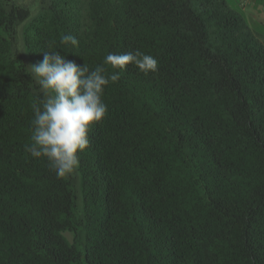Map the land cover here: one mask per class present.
Listing matches in <instances>:
<instances>
[{
	"label": "trees",
	"instance_id": "1",
	"mask_svg": "<svg viewBox=\"0 0 264 264\" xmlns=\"http://www.w3.org/2000/svg\"><path fill=\"white\" fill-rule=\"evenodd\" d=\"M137 49L158 71L104 63ZM49 50L120 75L64 178L25 151L42 99L26 72ZM0 264H264V42L242 11L0 0Z\"/></svg>",
	"mask_w": 264,
	"mask_h": 264
},
{
	"label": "clouds",
	"instance_id": "2",
	"mask_svg": "<svg viewBox=\"0 0 264 264\" xmlns=\"http://www.w3.org/2000/svg\"><path fill=\"white\" fill-rule=\"evenodd\" d=\"M61 43L75 47L79 42L67 34ZM104 63L120 69L131 64L145 75L158 71L157 59L138 49L109 52ZM28 67L26 73L38 86L42 99L32 105L31 143L25 145V151L33 158H46L56 177L64 178L78 167V152L90 146L91 126L106 117L104 89L110 82H118L120 75H105L102 66L90 70L56 50L45 51L41 61Z\"/></svg>",
	"mask_w": 264,
	"mask_h": 264
},
{
	"label": "crops",
	"instance_id": "3",
	"mask_svg": "<svg viewBox=\"0 0 264 264\" xmlns=\"http://www.w3.org/2000/svg\"><path fill=\"white\" fill-rule=\"evenodd\" d=\"M238 1L249 28L259 41L264 42V38L257 30L258 25H264V0Z\"/></svg>",
	"mask_w": 264,
	"mask_h": 264
},
{
	"label": "rangeland",
	"instance_id": "4",
	"mask_svg": "<svg viewBox=\"0 0 264 264\" xmlns=\"http://www.w3.org/2000/svg\"><path fill=\"white\" fill-rule=\"evenodd\" d=\"M28 1H31V0H28ZM227 1L233 8L241 11V7H240L238 0H227ZM257 30L260 33V36L264 38V25H258Z\"/></svg>",
	"mask_w": 264,
	"mask_h": 264
}]
</instances>
